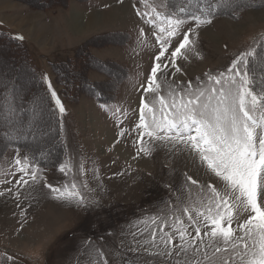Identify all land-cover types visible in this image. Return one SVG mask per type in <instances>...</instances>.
Instances as JSON below:
<instances>
[{
	"label": "rangeland",
	"instance_id": "1",
	"mask_svg": "<svg viewBox=\"0 0 264 264\" xmlns=\"http://www.w3.org/2000/svg\"><path fill=\"white\" fill-rule=\"evenodd\" d=\"M118 1L116 5L125 2L126 9H116L113 3L106 12L109 0H69L67 3L61 0L48 9L29 7L23 0H0L1 19L23 37L43 77L49 76L52 81L51 62L63 60L81 41H87L97 61L115 58L125 62L128 68V77L117 97L105 103L83 95L78 102L66 101L53 80L65 109L60 113L65 154L57 166H40L43 179L21 188L18 200L11 194L0 197V264H95L93 248L103 250L108 264H164L142 250L133 251L136 241L132 234L144 230L141 221L159 215L169 200L173 205L178 196L186 200V176L197 180L198 185L212 183L218 189L223 187L198 158L187 151L158 147L151 155L133 159L135 134L118 137L121 128L131 131L138 122L141 86L146 84L158 52L153 30L144 22L147 17L137 16L133 5L142 12H150L151 6L161 10L158 7L161 0ZM73 12H79L83 18L80 28L72 23ZM88 12L98 14L99 20L90 23ZM117 13H120L118 17ZM140 29H144L143 36ZM263 33L264 3L247 7L240 17L216 16L211 24L202 26L191 37L195 41V54L189 52L187 60L177 61L181 71L172 79L184 84L188 81L196 84L198 79L206 81L205 74L225 71L241 52L255 48ZM126 35L129 39L122 43ZM108 65L112 71L117 70ZM14 67L5 64L0 57V91L5 95L14 88L19 92L31 83L27 74L24 81L17 80L22 71ZM106 77L97 69L88 72V78L99 82H104ZM104 85L101 87L106 90ZM33 102L17 99L13 111L8 108L4 111L10 119L8 129L0 131V149L5 148L0 159V181L11 183H0V191L13 187L19 178L18 172L12 175L16 149H20L21 157L26 155L21 147L13 145L15 143L8 145L7 138H15L25 145H38L37 151L47 157L57 149L56 133L48 128L51 122H46L45 117L37 121L43 117L40 108L44 101L40 108L38 101ZM61 164L68 165L72 171L67 175L61 173ZM72 182L78 186L86 182L88 188L81 187V191L98 203L87 209L77 207L54 198L45 186L63 187ZM196 191L193 186V194ZM246 218L247 213H244L237 222ZM184 219L187 223V218ZM138 238L148 237L145 234ZM8 256L13 260H7Z\"/></svg>",
	"mask_w": 264,
	"mask_h": 264
},
{
	"label": "snow or ice",
	"instance_id": "2",
	"mask_svg": "<svg viewBox=\"0 0 264 264\" xmlns=\"http://www.w3.org/2000/svg\"><path fill=\"white\" fill-rule=\"evenodd\" d=\"M233 2L161 0V10L151 6L150 12L133 5L137 16L147 17L144 22L153 30L158 52L146 84L141 86L138 122L131 131L121 128L118 137L135 134L133 159L151 155L158 147L187 151L223 185L222 189L212 183L198 185L186 176L187 199L178 196L175 205L169 200L159 215L141 221L144 230L132 234L136 241L133 251L142 250L164 264H264V55L256 48L241 52L225 71L207 73L206 81L198 79L196 84L172 79L181 71L177 61L187 60L189 52L195 54L191 37ZM140 34L144 35V29ZM258 46L264 52V38ZM48 87L63 114L64 106L50 82ZM16 152L12 175L18 172L19 178L13 187L0 191V197L11 194L18 200L21 188L33 186L43 177L33 158L21 157L19 148ZM59 171L67 175L72 169L61 164ZM80 172L83 174V165ZM45 186L54 198L77 207L87 209L98 203L81 191V187L88 188L86 182L82 186L75 182ZM244 213L247 218L237 222ZM145 234L148 238H138ZM92 252L95 264H108L102 249Z\"/></svg>",
	"mask_w": 264,
	"mask_h": 264
},
{
	"label": "trees",
	"instance_id": "3",
	"mask_svg": "<svg viewBox=\"0 0 264 264\" xmlns=\"http://www.w3.org/2000/svg\"><path fill=\"white\" fill-rule=\"evenodd\" d=\"M23 1H25L29 7L39 9L52 8L55 7V4L61 2V0ZM68 1L69 0H66V3ZM263 3L264 0H234L231 8L220 9L216 16L240 17L247 7H255L257 5H262ZM17 36L18 33L16 31H13L11 28L0 23V57L5 60V64H8V66L14 65L15 69L17 66L18 69L22 71L21 72L17 69V72H21L18 74L19 78L17 77V80L24 81V75L27 74L28 78L31 79V83L27 87L25 86L22 88L19 92L15 90V88L13 92L6 95L1 93L2 90L0 91V131L3 132L8 129L7 121L10 119V115H4V111L7 108L13 111V105L17 99H20L22 102L25 101V103L28 101H30V103L38 101V108H40V103L44 101L40 108L43 117H39L37 121H41L45 117L46 122H51L48 128H50L49 130H51V132L56 133L57 149L51 151L47 157L40 155V152L37 151L38 145H28V143L25 145L24 142L18 143L15 138H7V140H10L8 141V145L10 143H15L13 145L21 147L25 151V154L33 158L34 163L39 166L51 168L57 166L65 154L64 139L60 128L59 108L49 91L48 84L50 81L39 73L28 48L22 40L16 39ZM126 36L127 37L125 38L129 37L128 35ZM261 38H264V33L258 39L255 48L260 55H264V52H261L258 46ZM89 48L90 45L87 44V41H81L74 47L72 53L66 56L63 60L51 62L53 80L58 86L61 96L66 101L78 102L82 95H86L94 98L98 102H109L117 96L119 86L128 73L125 62L115 58L111 60L97 61L90 53ZM108 64L112 67H117V70L112 71ZM95 69L100 70L107 75L104 82L88 78V72ZM2 74L4 75V72ZM103 85L104 88H107L106 90L101 87ZM52 89L55 90L53 86ZM57 96L59 98L58 93ZM8 102L11 103L9 104ZM49 115L51 119L49 118ZM48 132L49 131H47V133ZM4 149V147L0 149V159L3 157L5 152ZM32 149L35 150V152H31Z\"/></svg>",
	"mask_w": 264,
	"mask_h": 264
},
{
	"label": "crops",
	"instance_id": "4",
	"mask_svg": "<svg viewBox=\"0 0 264 264\" xmlns=\"http://www.w3.org/2000/svg\"><path fill=\"white\" fill-rule=\"evenodd\" d=\"M116 1H117V3L118 2H120V1H118V0H113V1H111V0H109V3H110V6H109V9L106 11V12H108V11H110L111 10V7H112V4L113 3H115L116 4ZM124 3V2H123ZM114 4V5H115ZM122 11V10H121ZM120 11V12H121ZM95 13H97V12H95ZM88 15H92V17L94 16V15H96V16H98V19L95 21V22H97L98 20H99V15L98 14H94V13H92V12H88L87 13ZM118 15H120V13H117V16L116 17H118ZM71 16H72V23H73V25H74V27H76V28H80L81 27V25H82V20H83V18H82V16H81V14L79 13V12H73V13H71ZM91 17V16H90ZM77 22V23H74V22ZM0 22H2V23H4L5 25H7L8 23H6L5 21H3L2 19H1V17H0ZM95 22H91L90 21V23H95ZM10 25V24H9ZM9 25H7V26H9ZM11 26V25H10ZM13 27V26H12ZM77 30V29H76ZM19 31V30H18ZM20 32V31H19ZM20 33H22V32H20ZM23 34V33H22Z\"/></svg>",
	"mask_w": 264,
	"mask_h": 264
},
{
	"label": "bare ground",
	"instance_id": "5",
	"mask_svg": "<svg viewBox=\"0 0 264 264\" xmlns=\"http://www.w3.org/2000/svg\"><path fill=\"white\" fill-rule=\"evenodd\" d=\"M123 5H125V2H124V4H123V3H119V4H117V5L115 4L114 7H115L116 9L118 8L119 10H122L123 8L126 9V8H125L126 6L124 7ZM97 19H98V16H96V15H94L93 17H92V15H91V17H90V21H91V22H95Z\"/></svg>",
	"mask_w": 264,
	"mask_h": 264
}]
</instances>
